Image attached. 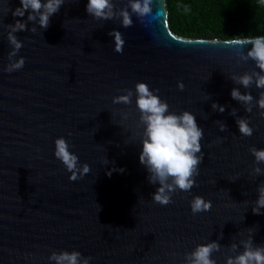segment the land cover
I'll return each mask as SVG.
<instances>
[{
	"label": "water",
	"instance_id": "95a60500",
	"mask_svg": "<svg viewBox=\"0 0 264 264\" xmlns=\"http://www.w3.org/2000/svg\"><path fill=\"white\" fill-rule=\"evenodd\" d=\"M87 2L65 0L41 29L27 12L13 16L20 0H0V264H55L48 257L62 250L91 257L89 264H184L185 253L214 240L221 250L212 258L225 264L250 234L254 245H264V209L252 211L264 174L252 173L249 150L264 148L256 106L264 89L231 79L259 71L253 60H240L252 46L236 41L247 38L178 36L168 27L164 0H153L143 22L133 15L128 28L119 19H93ZM114 4L119 9L127 0ZM18 19L27 28L14 33L22 47L13 60L25 63L8 72V25ZM113 29L125 40L122 53L114 50ZM137 82L158 89L169 111L192 112L204 132L196 184L191 192L177 190L166 206L153 202L158 184L148 182L139 162ZM234 87L254 97L251 112L231 97ZM125 89L133 90L132 103L114 104ZM232 109L253 127L251 136L239 133ZM58 137L89 173L69 179L54 156ZM194 196L210 200L211 209L194 215Z\"/></svg>",
	"mask_w": 264,
	"mask_h": 264
},
{
	"label": "clouds",
	"instance_id": "9594fccd",
	"mask_svg": "<svg viewBox=\"0 0 264 264\" xmlns=\"http://www.w3.org/2000/svg\"><path fill=\"white\" fill-rule=\"evenodd\" d=\"M65 0H20V7L13 11L14 17H24L28 13L27 21L38 23L41 29H47L50 17L60 11ZM153 0H127L124 7L117 9L114 0H88L86 11L95 20L119 19L123 27L128 28L133 24L132 16L135 15L141 22L152 13ZM187 11V9H186ZM34 23V25H35ZM8 41L13 46L8 53L9 61L6 71L12 72L23 67L24 57L13 60L22 41L18 40L14 33L24 31L27 23L23 20H16L14 24L8 25ZM33 33L37 28L30 29ZM109 35L114 38V50L123 52L125 40L119 30L113 29ZM237 43H249L251 49L247 54L239 53L240 60L255 62L259 71L245 72L242 75L231 76V79L243 88L248 89L254 84L258 89H264V35L254 36L236 41ZM183 90L184 84L178 83ZM159 90L150 89L145 82L135 84L136 106L139 111V125L143 126L141 134L142 149L139 154V162L148 172V182L157 185L156 191L152 194V200L160 205H168L173 202V194L179 190L191 192L196 184L195 177L199 175V165L203 160L201 140L204 136L203 129L198 126L196 116L187 110L182 113L169 111V105L155 94ZM133 90L125 89L124 94L113 97L114 104H131ZM231 97L240 102L245 111L251 112L254 97L250 92H241L238 88L231 90ZM256 106L261 110L260 115L264 117V91L260 92ZM212 108L224 112L225 108L213 102ZM236 109L231 110V115L236 117L239 133L242 136H251L253 127L249 125L246 118L236 115ZM126 115V114H125ZM220 131L226 129L223 122L217 121ZM54 156L62 162L65 169L71 174L70 180H76L84 174L89 173L90 166L79 162V157L70 151V145L64 137H58L54 141ZM250 152L254 156L255 165L252 168L254 175L264 174V169L259 167L264 164V148L252 146ZM120 171H124L120 169ZM258 198L252 208L254 214H260L264 209V183L258 186ZM212 207L210 200L202 196H194L190 201V208L195 215L200 212L209 211ZM243 250L237 253V244L230 245V250L237 253L227 255L225 264H264V245H254L250 234L247 239L241 240ZM221 245L217 241H211L197 245L191 252L185 253L184 264H216L212 258L214 252H219ZM55 264H89L91 257L83 256L79 251L62 250L53 251L48 257Z\"/></svg>",
	"mask_w": 264,
	"mask_h": 264
},
{
	"label": "trees",
	"instance_id": "16d2710c",
	"mask_svg": "<svg viewBox=\"0 0 264 264\" xmlns=\"http://www.w3.org/2000/svg\"><path fill=\"white\" fill-rule=\"evenodd\" d=\"M164 2L168 27L181 37L232 39L264 35V0Z\"/></svg>",
	"mask_w": 264,
	"mask_h": 264
}]
</instances>
